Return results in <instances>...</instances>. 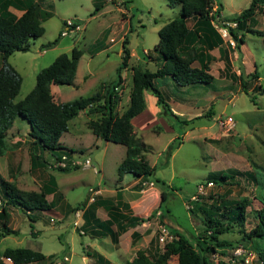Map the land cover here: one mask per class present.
Masks as SVG:
<instances>
[{
    "label": "rangeland",
    "instance_id": "rangeland-1",
    "mask_svg": "<svg viewBox=\"0 0 264 264\" xmlns=\"http://www.w3.org/2000/svg\"><path fill=\"white\" fill-rule=\"evenodd\" d=\"M36 2L44 33L32 41L28 50L15 51L8 58L22 78L14 101L23 99L32 90L36 75L42 68L48 66L56 55L69 53L73 46L83 51L74 82L71 85L55 84L53 90L58 88L59 100L62 102L93 94L102 83L107 84L115 78L116 67L121 61L122 42L127 37L131 57L129 67L122 71L124 82L117 89V114H121L129 104L131 68L139 65L143 69L155 71L160 67L158 52L154 51V45L159 41L158 30L165 22L181 14V6H172L167 0ZM249 3L250 0H214V8L216 4L220 5L221 15L213 22L218 31H224L225 19L238 15ZM96 4L99 10L92 14ZM255 13L247 20L248 27L253 30H244L245 41L240 44L241 50L234 47V51H228L225 61L219 56L217 46L212 49L211 54L215 59L210 73L214 78L210 85L193 83L178 87L167 77L157 80L159 89L167 94L172 112L184 115L180 119L187 123L162 115L161 111L155 113L159 118L144 128V121L141 122L139 118L133 120L136 135L151 146L146 158L155 169L146 179L134 182L133 175L124 174L122 181L117 182V166L126 148L96 137L91 131L88 123L90 119H98L99 113L90 114L88 110H80L69 121L68 131L60 137L72 160L78 163L70 172H60L51 167V164L58 166V161L47 151L42 153L46 163L32 168L29 148L32 138L28 134V122L20 118L14 120L6 133L3 153L0 154V168L5 179L14 182L19 189L39 191L41 184L51 174L56 179L58 192L51 211L31 212L34 220L29 218L27 212L9 207L8 226L17 230L18 234L3 236L0 230V256L6 247H27L46 256L52 254L56 258L68 255L71 264H126L134 258L138 249H146L153 254L162 248L163 242L158 239L162 223L172 231V235L179 231L194 241L204 229L201 207L209 209L213 204L232 206L236 201H245L243 225L219 235L220 240H227L232 246L218 248L217 258H213L215 263L231 262L232 251L236 247H246L237 243L242 236L240 229L248 231L254 225L256 211L261 207L254 198L261 189L246 176L245 171L253 173L264 184V4ZM65 19L76 20L82 29L61 35ZM188 25H192V20H189ZM227 25L234 27L232 23ZM221 35L225 48L234 45L235 41L228 31ZM56 38V43L51 47L43 46ZM194 64L197 65L196 62ZM142 115L152 114L145 112ZM228 117H232L234 123L221 125V121ZM172 140L178 143V147L167 160L166 148ZM70 150L73 152L70 153ZM56 153L59 154V151ZM86 158L91 162L89 166L84 165ZM10 167L12 171H9ZM221 172L229 173L234 178L227 179L226 183L216 181L208 185L210 175ZM143 181H146V185L142 184ZM151 181L153 186L149 184ZM133 182H140L136 189L140 190L139 195L142 196V204L135 208L137 212H144L160 201V194L157 195L155 190H165L162 204L153 208L162 210L164 216L160 220V216L155 214L145 224L127 227L125 231L118 232L117 241L109 234L105 236L85 230L82 227L83 216L77 218L76 211L69 213L65 212V208L62 209L66 204L86 207L92 202L90 197L93 196V199L108 198L115 204L120 201L117 205L120 212L132 214L131 209L125 206L128 203L109 194L110 190L120 185L127 187ZM199 186H203L202 191ZM90 188L96 191L95 194H91ZM98 188L105 191L99 192ZM133 190L130 188L127 191L129 198H132ZM53 196L50 194L47 199L53 200ZM96 215L100 219H107L109 213L99 206ZM75 219L80 221V226L73 224ZM1 224L0 220V228ZM135 230L140 232L141 237L133 241L131 234ZM101 252L108 257H104ZM99 254L104 260L99 259ZM176 261L177 258L172 256L169 264H176ZM0 264L12 262L0 259ZM39 264H49V260Z\"/></svg>",
    "mask_w": 264,
    "mask_h": 264
},
{
    "label": "trees",
    "instance_id": "trees-1",
    "mask_svg": "<svg viewBox=\"0 0 264 264\" xmlns=\"http://www.w3.org/2000/svg\"><path fill=\"white\" fill-rule=\"evenodd\" d=\"M167 1L172 6L180 5L181 14L165 22L158 30L159 41L154 45V51L158 52L160 67L155 71L143 69L139 65L131 68L132 88L129 104L121 114H117L115 110L119 102L117 89L124 82L122 71L129 67L131 57L127 37L122 42L121 61L116 67L115 78L109 80L107 84L102 83L93 94L80 96L71 101L57 102L51 93L50 86L53 83L71 85L74 82L83 51L73 46L69 53L56 55L48 66L42 68L36 75L32 90L23 99L14 101L20 90L22 78L19 72L11 66L8 58L15 51L28 50L32 41L44 33V27L39 19L38 5L35 0H0V53L2 56L0 65V154L3 153L2 147L5 145L8 129L12 127L14 120L20 118L28 122V134L32 138L29 147L31 167L43 166L46 160L43 159L42 153L47 151L53 154L58 162L63 156L66 157L65 166L51 164V167L60 172H70L76 168V165L71 164L72 157L67 152L68 149L62 145L60 137L68 131L69 121L76 117L80 110L85 109L90 114H100L98 119H90L88 123L97 137L124 145L126 148L125 155L117 166V182H121L124 174H131L141 179L151 176L155 168L146 158V153L151 150V146L136 135L131 121L135 115L146 109L145 92L157 98L156 104L163 113L162 115L172 116L186 124L187 121L181 120L179 115L172 112L167 101V94H163V91L159 89L157 80L167 77L174 86L178 87L193 83L210 85L214 78L210 69L215 57L209 51L217 46L219 56L227 61V52L234 51V47L239 49L240 44L245 41L244 30H253L248 27L247 20L252 18L264 4V0H250L249 5L241 13L223 21L229 36L235 41L233 46L228 45L225 48L223 37L213 23L221 15L219 4H216L214 8V0ZM9 6L21 9L23 13L17 17L8 11ZM97 10H99L98 4L92 14ZM189 20L193 21L191 26H188ZM229 22L236 23V26H228ZM238 31L241 32L240 35L237 34ZM57 39L43 46L49 48L56 43ZM194 61L198 65L193 64ZM262 92L264 93V88ZM177 147L178 143L176 144L175 140L169 143L166 148L167 160ZM56 151H59V154ZM245 174L261 189L254 197L261 207L256 211L254 225L248 231L245 228L240 229L242 236L237 243L255 251L264 264V184L259 182L253 173L245 171ZM233 178V175L225 172L210 175L214 183L216 181L226 183L227 179ZM57 190L56 179L51 174L40 186L39 191L19 189L14 182L0 175V220L2 223L0 230L3 236L18 234L17 230L10 229L8 226L9 207H17L27 212L29 218L34 220L31 212L50 210L54 197L57 196ZM49 194L54 195L53 200L49 201L46 198ZM164 199L165 190H162L159 205ZM118 204H120L119 201L115 204L108 198H97L86 207L67 206V211L73 213L80 207L83 208L82 227L93 234L100 233L105 236L109 234L114 241H117L118 232L150 220L159 211L157 208L158 210L154 209L147 217H140L137 214L121 213L117 207ZM245 205V201H236L232 206L213 204L209 209L201 207L204 213L202 220L204 229L194 241L180 234L179 231H175L174 238L163 242L161 249L154 251L153 254L147 252L146 249H138L134 258L126 264H169L172 256L177 258L176 264H220L218 261L216 263L213 261L212 254L216 253L218 248H225L232 244L227 240H220L219 235L230 232L235 226L243 225ZM99 206L108 210L107 219H100L96 215V209ZM125 206L127 207L126 204ZM222 209L223 211L219 212ZM159 216L162 220L164 216L162 210ZM131 237L133 241H136L141 234L135 230ZM2 256L9 257L12 264H39L50 260L53 255L46 256L38 250L27 247H6ZM98 257L104 260L102 255L99 254ZM227 264H234V262Z\"/></svg>",
    "mask_w": 264,
    "mask_h": 264
},
{
    "label": "built area",
    "instance_id": "built-area-1",
    "mask_svg": "<svg viewBox=\"0 0 264 264\" xmlns=\"http://www.w3.org/2000/svg\"><path fill=\"white\" fill-rule=\"evenodd\" d=\"M230 23V22H229ZM228 24V23H227ZM64 28L61 31V35H65L68 32H78L82 29L81 24H79V22H77L74 19H65L64 20V24H63ZM224 26V25H223ZM232 26H236V23H232ZM227 30V27L224 26V31L221 32L222 34H225ZM229 34V33H228ZM221 121V120H220ZM233 118L232 117H228L226 120L221 121V125H227V124H233ZM66 157L63 156L62 160L58 162V165L60 166H65L66 163ZM84 165L89 166L91 164L90 160L88 158H86L84 161ZM72 165H77V161L72 160L71 161ZM143 185H146V181L142 182ZM149 184L151 186H153V182H149ZM208 185H213V181H209ZM199 190H203V186H199L198 187ZM89 191L91 192V194H95L96 191L93 190V188H90ZM93 196L90 197V201H93ZM0 208H1V202H0ZM156 216H159L160 211H157ZM76 217L78 218H82L83 216V208H79L78 210H76L75 212ZM54 218L51 219V221H53ZM79 220L75 219L73 224L75 226H80L79 225ZM159 241L160 242H165L167 240H172L174 238V235H172V231H170V229H168L164 223H162L159 226ZM217 252L212 254V258H217ZM232 260L231 262H234V264H262V260L260 258H258L257 254L255 251L252 250H247L246 247H236L233 251H232V256H231ZM0 259L4 260V261H11V259L9 257H3L2 255L0 256ZM12 262V261H11ZM49 264H71V260L70 257L68 255H63L60 258H56L54 256H52V258L49 260Z\"/></svg>",
    "mask_w": 264,
    "mask_h": 264
},
{
    "label": "crops",
    "instance_id": "crops-1",
    "mask_svg": "<svg viewBox=\"0 0 264 264\" xmlns=\"http://www.w3.org/2000/svg\"><path fill=\"white\" fill-rule=\"evenodd\" d=\"M36 1V0H35ZM8 11H10V12H12V13H14L17 17H19L22 13H23V10H21V9H18V8H16V7H14V6H9L8 7ZM189 22V21H188ZM192 24H193V21H192ZM189 26V25H188ZM191 26V25H190ZM242 46V45H241ZM241 46H240V50H241ZM211 51L212 50H210L209 52L211 53ZM195 62V61H194ZM194 62H193V64H194ZM197 63V62H196ZM197 65H198V63H197ZM56 83H53V84H51V86H50V89H51V93L53 94V97H54V99L57 101V102H62V101H60L59 100V96H58V93H59V90H58V88H57V90H53V86L55 85ZM173 84V83H172ZM145 100H146V109L143 111V112H141L140 114L138 113L137 115H135V117L134 118H132V124H133V120L135 119V118H139L140 120H141V122H143V125H142V128H144V126L145 125H148V123L149 122H152V121H155V120H157L159 117L157 116V115H155V113H157L158 111H160V108H159V106H157V104H156V102H157V98L153 95V94H148L147 92H145ZM145 112H148V113H150V114H152V115H142V114H145ZM179 116H184V115H179ZM97 137V136H96ZM107 141H109V140H107ZM1 156V155H0ZM122 160V159H121ZM10 170L9 171H12L11 170V167L9 168ZM0 175L2 176V177H4V178H6V176H4V173H3V171H2V169L0 168ZM123 178V177H122ZM134 178V177H133ZM144 179H146V178H144ZM137 180H139V181H141L142 179L141 178H138L137 176H135V180H134V182L135 181H137ZM122 181V180H121ZM132 183V184H129L127 187H122L121 185L119 186V188H115L114 190H110V197H117V199H119V200H123L124 202H126V203H128L127 204V206L131 209V212H132V214L131 215H134V214H137V216H145V215H147V214H149V212L151 213V211H153V208H155V207H157L158 206V204H160L159 203V201L157 202H155L156 204H153L151 207H149V208H147V209H145L144 210V212H137V211H135V208L136 207H139V205L140 204H142V196L141 195H139L140 193V190H138V189H136L137 188V186L140 184V182L139 183ZM45 183V182H44ZM134 184V185H133ZM42 185V184H41ZM115 187H117V186H115ZM130 188H134V190H133V194L131 195L132 196V198H129V196H128V194H127V191H129V189ZM98 191L99 192H102V191H105L104 189H100V188H98ZM160 191L161 190H158V191H156L155 190V193L157 194V195H159L160 194ZM57 192H58V190H57ZM50 195V194H49ZM52 195V194H51ZM48 196V195H47ZM47 196H46V198H47ZM141 197V198H140ZM158 199V198H157ZM49 200V199H48ZM50 201V200H49ZM120 202V201H119ZM67 206H69V204H66L62 209H64L65 208V212H67ZM71 206V205H70ZM71 207H73V206H71ZM50 211H51V209H50ZM160 211V210H159ZM108 217V216H107ZM143 224H145V222L143 223ZM141 246V245H140ZM139 246V248H142V247H140ZM99 252V251H98ZM101 254L104 256V257H108V256H106L105 254H103L102 252H101ZM131 260V259H130Z\"/></svg>",
    "mask_w": 264,
    "mask_h": 264
}]
</instances>
